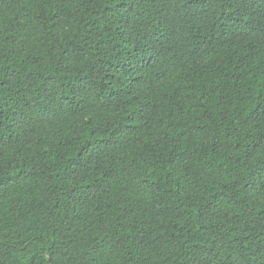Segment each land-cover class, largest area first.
Segmentation results:
<instances>
[{"label":"trees","instance_id":"obj_1","mask_svg":"<svg viewBox=\"0 0 264 264\" xmlns=\"http://www.w3.org/2000/svg\"><path fill=\"white\" fill-rule=\"evenodd\" d=\"M0 264H264V0H0Z\"/></svg>","mask_w":264,"mask_h":264}]
</instances>
